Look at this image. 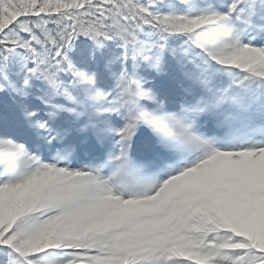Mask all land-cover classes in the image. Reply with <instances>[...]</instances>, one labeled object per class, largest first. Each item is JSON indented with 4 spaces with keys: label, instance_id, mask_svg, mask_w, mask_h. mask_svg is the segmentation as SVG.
Returning <instances> with one entry per match:
<instances>
[{
    "label": "snow or ice",
    "instance_id": "snow-or-ice-1",
    "mask_svg": "<svg viewBox=\"0 0 264 264\" xmlns=\"http://www.w3.org/2000/svg\"><path fill=\"white\" fill-rule=\"evenodd\" d=\"M0 264H264V0H0Z\"/></svg>",
    "mask_w": 264,
    "mask_h": 264
}]
</instances>
